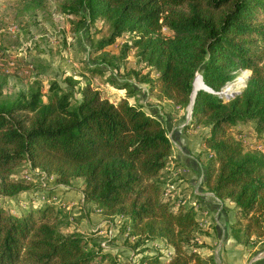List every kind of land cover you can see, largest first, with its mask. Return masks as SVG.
I'll return each mask as SVG.
<instances>
[{
  "label": "trees",
  "instance_id": "obj_1",
  "mask_svg": "<svg viewBox=\"0 0 264 264\" xmlns=\"http://www.w3.org/2000/svg\"><path fill=\"white\" fill-rule=\"evenodd\" d=\"M48 1L71 16L73 33L81 23L105 20L106 33L91 43L99 51L96 63L82 65L89 74L117 66L115 59L131 50L146 70L130 71L147 91L184 106L193 75L200 73L212 91L196 90L184 126L207 127L200 140L208 155L201 184L233 203L227 228L236 241L264 235V153L235 135L250 127L255 139H264V0H28L29 7L42 8ZM122 34L132 37L117 54L101 51ZM246 69L239 91L217 93L239 71L245 78ZM65 79L70 86L52 77L42 90L35 73L25 88L0 95V196L39 188L53 194L11 176L20 162L55 183L79 178L87 209L119 220L124 244L143 252L141 264H216L212 254L198 250L197 238L207 231L193 205L175 206L164 196L172 181L168 166L179 164L164 119L125 95L110 100L89 79ZM120 87L134 94L130 81ZM68 223L65 209L50 201L20 214L0 205V264H121L92 236L62 231ZM155 239L171 251H136Z\"/></svg>",
  "mask_w": 264,
  "mask_h": 264
},
{
  "label": "rangeland",
  "instance_id": "obj_2",
  "mask_svg": "<svg viewBox=\"0 0 264 264\" xmlns=\"http://www.w3.org/2000/svg\"><path fill=\"white\" fill-rule=\"evenodd\" d=\"M257 15H260V12H257ZM70 17L69 15L59 13L52 1H48L44 8H42L39 6L29 7L28 0H0V95H9L19 88H25L32 75L36 73L41 79L42 90H45L49 78L52 77L59 80L65 87L70 86L65 77H69L71 81L78 80L80 82L89 79L92 85L98 88L103 96H106L110 100H115L120 95H125L130 102L137 101L142 103L146 111L158 112L160 118L164 119L165 123L166 118L171 120L168 115L175 113L173 109L180 110L182 115L186 113L187 105L180 106L167 98L156 97L147 91L144 82L137 80L139 75H134L130 70L140 69L143 72L146 69L141 67L143 62L136 61V57L131 50L127 51L125 56L119 61L115 59L118 64L117 66L105 68L99 74L87 73L82 68V65L83 63H96V56L99 55V51L91 49V43L106 33L107 24L103 19H97L88 25L81 23L76 33H73ZM10 26L12 27L9 28ZM163 32L170 33L166 28H163ZM131 37L129 34H122L112 43L104 46L101 51L117 54L121 44L130 42ZM243 71L241 70L237 74L242 77V84L245 83L249 69H246L245 78ZM151 73L154 72L151 71ZM195 73L194 80H200L199 85H201L200 73L198 71ZM237 75L226 81L225 84H228V82L233 83L238 77ZM108 77H111L118 83L117 86L111 84L107 80ZM125 79L130 81L131 85L135 88L134 94H129L123 87H120ZM73 84L75 85L76 83ZM242 84L237 85L234 83L231 88L229 85L228 87L230 90L241 89ZM75 96L78 97L79 94L75 92ZM43 98L45 99V94ZM176 115L175 118L177 117ZM188 118L183 117L184 120ZM201 125L204 124L197 123L194 127H184V129H194L196 126L200 127ZM169 128L166 126L167 131ZM235 135L241 139L245 146L256 148L264 153V139H255L250 127H242L239 131L235 132ZM174 149L173 147V152ZM200 152H202L201 155L204 158L203 161H205L208 157L206 151L202 149ZM175 174L172 173L170 178L172 181L167 184L170 185L168 190L175 195H182L183 188H179L175 192L174 187L176 186H171L176 180L182 182V174L178 172ZM11 176L30 180L34 183V188L40 185V187H48L53 192L52 195H46V190L39 188L35 191L28 189L29 191L20 192L15 196H0V205L11 213L20 214L25 210L35 208L43 201H50L54 205L62 206L67 213L69 223L61 227L62 231H77L83 236L90 235L99 244L102 240L108 239L106 229L108 228L107 224L109 221H106L104 218L102 222L94 226L96 224V218H94L96 214L94 215L93 213L97 210H88L87 205L85 203L81 204L77 198L79 178H74L66 185L55 183L52 176L45 177L38 168H30L26 162L16 164L13 167ZM69 190L73 192L70 191L67 194ZM205 190L204 188L198 192ZM67 195H72L73 199L68 198L69 196ZM169 200L174 202L172 198H169ZM91 219L94 220V223ZM111 222L118 225L119 220L113 219ZM101 229L102 231H99ZM97 230L98 232L96 233ZM122 235L121 238L116 237L112 238L113 240L111 241L107 240L106 246L102 248L116 254L121 264H129L128 256L129 254L132 256L134 253L124 244L125 235ZM250 237L248 243H241L248 245L247 254L251 258L256 254L262 253V249H264V235L258 237L252 235ZM157 248L158 246L152 244V240H149L143 246H139L136 251L143 249L144 253H152ZM141 253L143 252L139 251L134 256L138 259L141 257ZM255 257L252 259L254 260ZM136 264L141 263L136 262ZM241 264H245V262Z\"/></svg>",
  "mask_w": 264,
  "mask_h": 264
},
{
  "label": "crops",
  "instance_id": "obj_3",
  "mask_svg": "<svg viewBox=\"0 0 264 264\" xmlns=\"http://www.w3.org/2000/svg\"><path fill=\"white\" fill-rule=\"evenodd\" d=\"M173 111L175 112L174 114L168 115L171 120L166 118V126L170 127L167 133L175 148L173 157L179 161V164L177 167H172L173 165H170L168 168L171 170V174H175L176 172L182 174V182L176 180L172 184L176 186L174 187L175 192L177 189L183 188L182 195L178 196L186 201H194L193 207L196 210L197 219L202 229H206L207 231L206 234H201L197 238V242L201 243L198 250L202 255L212 254L216 264H241L242 262H245V264H264V249H262V253L255 255L257 257L253 256L255 257L253 260V257H248V245H243L228 234L227 224L233 218V203L227 200L220 201L207 190L198 192L204 189L201 180L204 176L205 161H203L204 158H202V152H200L203 149V144L200 140L202 134L206 132L207 127L201 125L200 127L196 126L194 129H184V125L188 119L184 120L183 117H189L187 110L184 115H182L181 111L178 109H173ZM152 113L159 115L158 112ZM175 114H177L176 118ZM70 191L73 192L69 190L67 194H69ZM77 194V198L80 203L83 204L84 202H82L81 194L79 192H77ZM67 196L73 199V197H71L72 195ZM93 214H96L94 217L96 218V224L94 226H97L104 218H101L102 216L99 211H95ZM91 220L94 223V220ZM107 225V240L111 241L113 240L112 238H121L123 236L118 232V225H116V223L109 221ZM99 231H102V229ZM97 232L98 230L96 233ZM162 243L161 239L152 240V244L157 245L161 251L167 254L171 251V248L167 246L163 248ZM134 255L136 256V254L132 256L129 254V264H136V262H139ZM135 260L137 261L135 262Z\"/></svg>",
  "mask_w": 264,
  "mask_h": 264
},
{
  "label": "water",
  "instance_id": "obj_4",
  "mask_svg": "<svg viewBox=\"0 0 264 264\" xmlns=\"http://www.w3.org/2000/svg\"><path fill=\"white\" fill-rule=\"evenodd\" d=\"M195 74V73H194ZM248 75V74H247ZM246 75V77H247ZM199 77L201 79V75L199 74ZM193 78H194V75H193ZM193 78H192V81H191V89H190V92H189V102L187 104V113H188V116H190V111H191V106H192V101H193V97H194V94L196 92L197 89L199 88H203L205 90H208V91H212V89H210L206 84H204V82L202 81L201 79V85H199L194 91L192 90V83H193ZM232 82H228V85H231ZM244 85V83L242 84ZM239 91V89H235V90H230L228 86H223L220 90L217 91L218 94L220 95H224L225 97H227L228 95H231L235 92Z\"/></svg>",
  "mask_w": 264,
  "mask_h": 264
},
{
  "label": "built area",
  "instance_id": "obj_5",
  "mask_svg": "<svg viewBox=\"0 0 264 264\" xmlns=\"http://www.w3.org/2000/svg\"><path fill=\"white\" fill-rule=\"evenodd\" d=\"M12 26H10L9 28H11ZM171 186L173 187V185L171 184ZM170 188V185H167L166 186V188L164 189V196L165 197H168V198H172V200L174 201V205L176 206V205H178L179 203H186V204H190V205H194V201L193 200H190V201H186L185 199H182L181 197H179L178 195L179 194H177V195H175L174 193H170L169 192V189ZM106 241H107V239H105V240H102L101 242H100V245L101 246H106Z\"/></svg>",
  "mask_w": 264,
  "mask_h": 264
},
{
  "label": "bare ground",
  "instance_id": "obj_6",
  "mask_svg": "<svg viewBox=\"0 0 264 264\" xmlns=\"http://www.w3.org/2000/svg\"><path fill=\"white\" fill-rule=\"evenodd\" d=\"M195 78V77H194ZM242 82H243V79H242V77L241 76H238L237 78H236V80L233 82V83H231V85H229V87L231 88L232 87V85H234V83L235 84H242ZM199 84H200V80H194L193 79V84H192V90L194 91L196 88H197V86H199ZM226 86H228V84H226Z\"/></svg>",
  "mask_w": 264,
  "mask_h": 264
}]
</instances>
